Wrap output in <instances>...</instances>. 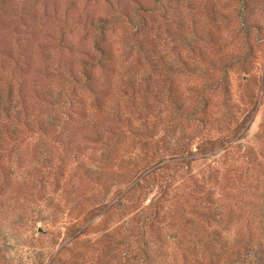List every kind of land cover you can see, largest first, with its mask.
Segmentation results:
<instances>
[{
    "label": "rangeland",
    "instance_id": "1",
    "mask_svg": "<svg viewBox=\"0 0 264 264\" xmlns=\"http://www.w3.org/2000/svg\"><path fill=\"white\" fill-rule=\"evenodd\" d=\"M96 23L108 59L87 65L97 52ZM229 61L225 92L218 81ZM156 74L173 84L182 106L205 101L206 126L177 122L163 131L168 113L142 96ZM227 104L233 119L224 129ZM147 132L159 139L150 159L141 143ZM188 133V155L178 156ZM177 165L189 172H174ZM190 173L202 175L211 201L188 194ZM135 181L141 186L133 204L127 189ZM185 194L197 207L183 212L200 227L191 242L220 252L214 264H258L264 0H0V264L115 263L122 245L114 241L155 198L167 206L155 225L167 237L179 233L177 201ZM203 203L211 206L209 219ZM147 234L154 258L167 252L173 264H196L189 252L173 253L170 238L161 248Z\"/></svg>",
    "mask_w": 264,
    "mask_h": 264
},
{
    "label": "trees",
    "instance_id": "2",
    "mask_svg": "<svg viewBox=\"0 0 264 264\" xmlns=\"http://www.w3.org/2000/svg\"><path fill=\"white\" fill-rule=\"evenodd\" d=\"M245 8H248L247 4L242 3ZM245 16V14H243ZM246 17V16H245ZM95 24V23H92ZM243 29L245 32V36H247L248 33V28L250 27V24L246 22V20L243 21ZM140 26L143 28L144 26V19L142 16L139 17V19L135 22V25L133 26L134 28V33L135 34H140ZM103 24L101 23H96L95 25V49L97 50L96 54L93 55V59L88 63V61L84 60V63L87 65H92L96 63L104 64L107 62V57H108V52L106 49L105 44L102 42L103 38V32H102ZM137 37V36H136ZM158 59L157 55L154 56V59L152 61L154 62V67L156 68L158 66ZM87 65H85L81 72L83 73L84 76V81H89L92 79L91 76V71L89 68H87ZM231 61L225 63L222 66V76L221 79L218 81V84L220 85V88L223 89L225 92L228 91L227 85H226V71L231 67ZM245 65L244 60L241 62V66ZM158 70V69H157ZM157 70L155 69V73H158ZM226 70V71H225ZM75 79V78H74ZM160 77L156 76L146 79V85L142 90V96L146 97V100L143 101V104L147 103L148 99H154L156 100L160 105H162L166 112L168 113V118L167 120H164L162 123H164L163 131H170V129L174 123L177 122H182L183 124H187L191 121L195 122L197 121L199 125L201 126H206L208 123V112H204V109H206V103L205 101H202L201 106H191L187 105L186 107L182 106L183 101L181 100V95L178 94L177 90L173 86L171 82L166 83L165 81H159ZM73 80V79H72ZM76 81V80H75ZM70 89L73 88V86L69 87ZM201 93V91H200ZM148 98V99H147ZM230 105V104H229ZM200 111L199 114H197V111ZM232 112L228 111V104H227V109L223 113V117H221V121L219 123L218 127H223L224 129L228 127L229 123L232 121ZM149 131V130H148ZM225 132L228 130H224ZM193 134L195 132H192ZM191 133L187 134L186 136H183V138L178 141L177 143V150H178V156L185 157L188 155V149H189V138L191 137ZM230 138V137H229ZM229 138H224V140H228ZM207 139V137L205 138ZM159 139L154 138V135H152L150 132H147L146 135L142 137L141 143L143 147L145 148V156L143 157L144 159H150L155 156H157L159 153V148L156 146V143ZM155 145V146H154ZM175 146V147H176ZM174 147V148H175ZM147 161V160H146ZM188 164V163H187ZM185 164V165H187ZM176 171H188V169H184L183 166L177 165L175 167ZM184 169V170H183ZM173 172V173H174ZM189 179H191L190 184H187V188L190 186L188 194L190 195H201L199 196L200 199L206 201L209 200V193L211 192L210 188H204V180L202 178V175L190 173L188 174ZM141 186V183L138 181L133 182L131 184L127 191L133 194L131 198V202L134 204L135 201H137L138 197L134 196V193L136 190H139V187ZM205 189V190H203ZM198 191V193L196 192ZM189 195H184L183 200L177 201L178 206H177V227L179 228V233L171 234L169 237L166 236V233H162V226L158 228L155 225V221H158L159 215L162 213L163 215L166 213V207L165 205L161 204L160 200H157L156 198L151 201V204L149 202V210L143 215L139 216L136 219V224H133L132 226L129 227V232L125 235H123L119 240L114 241L118 242L119 244L122 245V250H121V258H119L115 263L112 264H173L170 258H168V253L166 252L164 256L159 259L160 257H153L151 250H150V245L151 243L148 241L147 238V233L149 235L154 236L152 238L156 243H158V246L163 248L164 247V241L166 239L170 242H173L174 245H172V248L174 250L173 253L177 252L180 253V257L184 256L186 252H189V254L194 255V259L196 264H214V259L217 258V256L220 254L217 250H213V246L211 245V250L208 245L207 241H201V245L199 244L198 246L196 243L191 242V235H195V232H199V225L193 224V220L183 212V209L186 208V206H195L194 204H191L187 202ZM211 201V200H209ZM201 207L207 209V211H202V214L209 219V211L211 210V206H207L206 204H200ZM197 207V206H195ZM198 211L199 210H195ZM213 215V214H212ZM165 228V227H164ZM202 228V227H201ZM166 229V228H165ZM216 230L212 229L211 230V238L214 237L216 234ZM187 236V239L185 238ZM167 237V238H166ZM170 238V239H169ZM190 241L192 245H189L185 243V240ZM160 243V244H159ZM250 244H244V247ZM220 248V246H219ZM199 249V250H198ZM224 249L226 251V248L224 246ZM224 249H221L224 252ZM255 249V247H254ZM209 251L207 254L208 260L207 262L205 261V254L204 251ZM256 255L257 256V263L258 264H264V247L259 245L256 248ZM176 254V253H175ZM177 255V254H176ZM201 256L200 257H198ZM204 257V259L202 258ZM163 258H166L162 260Z\"/></svg>",
    "mask_w": 264,
    "mask_h": 264
}]
</instances>
